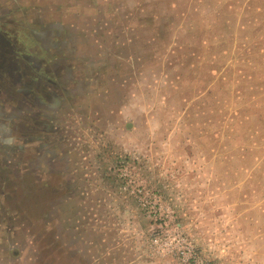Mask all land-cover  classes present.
<instances>
[{"label":"rangeland","instance_id":"374dc122","mask_svg":"<svg viewBox=\"0 0 264 264\" xmlns=\"http://www.w3.org/2000/svg\"><path fill=\"white\" fill-rule=\"evenodd\" d=\"M39 20L70 40L0 101V264H264V0H0Z\"/></svg>","mask_w":264,"mask_h":264},{"label":"flooded vegetation","instance_id":"af4514ba","mask_svg":"<svg viewBox=\"0 0 264 264\" xmlns=\"http://www.w3.org/2000/svg\"><path fill=\"white\" fill-rule=\"evenodd\" d=\"M4 28L3 24L0 23V40H4L3 36H6L7 39L6 43L0 45V101L4 102V100H8V97L17 99V109L20 111L18 115L15 114V116H21L19 122H24L26 119L25 116L29 115L24 108L25 101L30 102L32 98H36V93L33 95L31 93V83L26 79L27 72L28 74L30 73V76L39 85V88H42L44 91H51L52 88L46 85L45 77L39 72V67H41V69H49L52 64L60 65L65 63L67 57L66 48L70 40V35L67 32H62L63 30L59 22L44 23L42 20H39L37 31L40 35L49 36L48 41H36L39 39L38 36L29 28V32L33 36V38L28 36L30 38V43L27 45L25 43L18 45L14 43L15 36H13V39L11 38L12 31L10 32V30ZM8 40L10 43H8ZM51 80L55 83H59L57 75L52 76ZM16 93H20L19 98ZM2 109L4 108L2 107ZM2 109L0 105V114L3 112ZM13 121L17 120L13 118ZM42 124L44 125V123ZM17 125L18 124L14 122L12 123V127H10L17 130ZM24 130L25 129L21 132H24ZM26 130L28 131L30 129ZM12 131L14 130H11V132ZM22 136L27 137L24 134H22ZM42 145L41 142H38L36 147L40 148Z\"/></svg>","mask_w":264,"mask_h":264}]
</instances>
